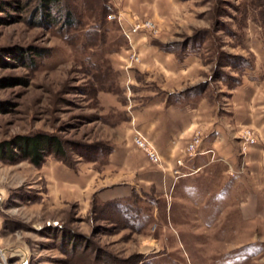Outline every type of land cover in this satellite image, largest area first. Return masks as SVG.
<instances>
[{"label":"rangeland","instance_id":"1","mask_svg":"<svg viewBox=\"0 0 264 264\" xmlns=\"http://www.w3.org/2000/svg\"><path fill=\"white\" fill-rule=\"evenodd\" d=\"M1 1L0 264H264V0ZM39 133L66 160L6 155Z\"/></svg>","mask_w":264,"mask_h":264},{"label":"trees","instance_id":"2","mask_svg":"<svg viewBox=\"0 0 264 264\" xmlns=\"http://www.w3.org/2000/svg\"><path fill=\"white\" fill-rule=\"evenodd\" d=\"M10 4L11 7H15L16 9L24 7V5L20 4H18L20 7L16 6L17 4H15V0H11ZM0 7H3L1 0ZM34 11L37 14V19L44 17L48 19V21L54 23L62 21L64 25L72 26L76 24L75 13L68 6H65L62 3V0H39ZM54 11H56V14H54ZM59 18L62 20H59ZM37 19L35 20L36 22L39 21ZM9 144L10 141H5V147L8 148V153L6 154L8 157L14 158L16 156V151H19L22 156L30 157L35 163L39 164L41 163V159L44 156L43 153H41L43 148H47L49 145H52L50 146L52 147L50 151H53L56 155L66 160L62 141L57 136L41 133L34 135H24L18 137L15 145L9 146ZM3 147L4 145H2L0 149H3ZM11 147L15 148L16 150H12Z\"/></svg>","mask_w":264,"mask_h":264},{"label":"built area","instance_id":"3","mask_svg":"<svg viewBox=\"0 0 264 264\" xmlns=\"http://www.w3.org/2000/svg\"><path fill=\"white\" fill-rule=\"evenodd\" d=\"M146 24L150 27H153V23L151 21H148ZM140 26L141 24L138 23L128 29H124V34L126 35L127 39H129L132 42L133 36L135 32L139 30ZM133 48H135L134 44H133ZM135 53L136 52L132 53L134 57L136 55ZM201 141H202L201 136L200 134L197 133L194 139L190 142V144L187 147V150L189 151L190 155H196L207 151L200 149ZM135 142L138 146H140L143 150H145L146 154L148 155L151 161L158 164L162 163L163 157L159 147L141 129L137 128V130L135 131ZM178 162L180 164H183L182 159H179ZM175 171L177 172L178 176L181 175V171L179 169H176Z\"/></svg>","mask_w":264,"mask_h":264},{"label":"crops","instance_id":"4","mask_svg":"<svg viewBox=\"0 0 264 264\" xmlns=\"http://www.w3.org/2000/svg\"><path fill=\"white\" fill-rule=\"evenodd\" d=\"M186 112H187V110H186ZM170 113L172 115V112H170ZM189 113H190V111H189ZM194 123L195 122L192 121V122L188 123L186 125V127L178 126L176 129L173 130V135H170V136H169V134L167 135V137L169 136L167 138L168 141L165 143V145L163 147H161L162 149L159 147V149L162 153V157H163L162 162H165L167 165L172 166L173 155L180 153V151H182V143H183L184 136H186L187 134H189L192 131ZM159 130H160V128H157L156 132L158 133ZM143 131L146 132L144 129H143ZM152 139H154V138H152Z\"/></svg>","mask_w":264,"mask_h":264}]
</instances>
